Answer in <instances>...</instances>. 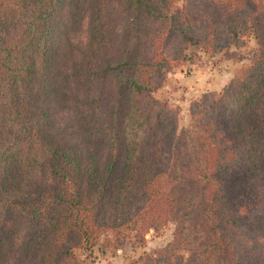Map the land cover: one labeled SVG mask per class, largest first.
I'll use <instances>...</instances> for the list:
<instances>
[{
	"label": "trees",
	"instance_id": "16d2710c",
	"mask_svg": "<svg viewBox=\"0 0 264 264\" xmlns=\"http://www.w3.org/2000/svg\"><path fill=\"white\" fill-rule=\"evenodd\" d=\"M117 10L116 0H0V264H86L75 249L102 232L122 247L170 221L173 241L145 264H264V10L255 0ZM83 16L86 44L67 61L56 35ZM250 35L251 65L218 97L194 100L180 129L179 109L155 95L172 63L193 46L238 59L232 48Z\"/></svg>",
	"mask_w": 264,
	"mask_h": 264
},
{
	"label": "rangeland",
	"instance_id": "374dc122",
	"mask_svg": "<svg viewBox=\"0 0 264 264\" xmlns=\"http://www.w3.org/2000/svg\"><path fill=\"white\" fill-rule=\"evenodd\" d=\"M259 7L264 10V0H255ZM184 0H177L178 5H182ZM124 0H116L117 12L120 13ZM85 13V10L83 11ZM118 16V15H117ZM78 29H71L65 22L64 27L56 35L57 50L61 55H66L67 61L74 55L76 58L79 51L84 48L87 40V19L83 17ZM85 19V20H84ZM118 19H120L118 17ZM84 20V21H83ZM246 45L235 46L232 51L237 52L238 59L227 58L223 52L208 53L200 46H193L189 53L193 56L188 61H175L167 73L165 84L155 92V95L167 100L169 104L180 111V129L187 127L190 122V105L194 100L203 96L213 99L219 96L223 87L235 76H242L251 65V59L258 46L254 36L246 38ZM112 48V61L120 57V49L123 42L121 30L115 33ZM61 50V51H60ZM242 56V57H241ZM239 57H241L239 59ZM66 61V60H65ZM116 79L113 74H109L104 88L105 106H109L115 95ZM56 119L61 124L69 120V113L59 111ZM102 164L105 162V155L102 154ZM230 183L238 189L243 188L245 176L234 171L231 173ZM242 181L244 183H242ZM176 223L170 221L165 225H160L157 229L151 228L145 234L143 243L129 240L122 247L108 246L105 241L111 238L110 230L104 231L100 235L99 242L91 249L76 248L75 254L79 260L86 264H145L142 260L146 255L155 256L156 252L166 247L174 239ZM134 234V231H129ZM187 256V253H184ZM255 264H261L260 259L254 260Z\"/></svg>",
	"mask_w": 264,
	"mask_h": 264
}]
</instances>
